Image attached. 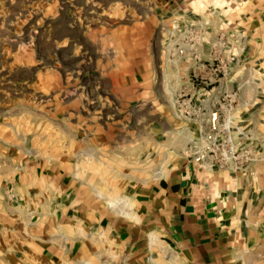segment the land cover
<instances>
[{"label": "crops", "instance_id": "1", "mask_svg": "<svg viewBox=\"0 0 264 264\" xmlns=\"http://www.w3.org/2000/svg\"><path fill=\"white\" fill-rule=\"evenodd\" d=\"M154 3L155 44L106 86L23 102L0 63V264H264V0ZM184 17L204 46L171 65Z\"/></svg>", "mask_w": 264, "mask_h": 264}, {"label": "rangeland", "instance_id": "2", "mask_svg": "<svg viewBox=\"0 0 264 264\" xmlns=\"http://www.w3.org/2000/svg\"><path fill=\"white\" fill-rule=\"evenodd\" d=\"M154 2L0 0V52L6 56L0 63L6 61L11 68L15 54L17 62H22L23 102L46 99L48 78L58 98L68 87V79L74 90L79 84L87 90L93 88L100 77L106 86L111 69L120 67L125 57L155 44L153 38L149 41L159 33L152 13ZM170 31L167 24V37ZM31 67L39 74V83L31 80ZM48 70L52 71L49 75ZM225 95L237 98L238 91Z\"/></svg>", "mask_w": 264, "mask_h": 264}, {"label": "built area", "instance_id": "3", "mask_svg": "<svg viewBox=\"0 0 264 264\" xmlns=\"http://www.w3.org/2000/svg\"><path fill=\"white\" fill-rule=\"evenodd\" d=\"M170 25L171 31L166 43L168 60L173 64L187 58L197 62L200 59L208 31L206 23L201 18L184 17L172 19ZM233 149L232 138L230 137L224 156L233 155Z\"/></svg>", "mask_w": 264, "mask_h": 264}]
</instances>
